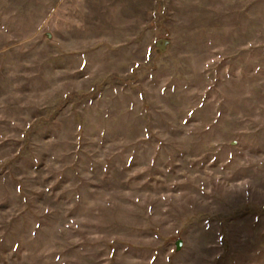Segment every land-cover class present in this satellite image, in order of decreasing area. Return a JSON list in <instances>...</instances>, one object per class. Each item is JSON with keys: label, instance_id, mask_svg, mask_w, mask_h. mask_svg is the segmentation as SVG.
I'll list each match as a JSON object with an SVG mask.
<instances>
[{"label": "rangeland", "instance_id": "obj_1", "mask_svg": "<svg viewBox=\"0 0 264 264\" xmlns=\"http://www.w3.org/2000/svg\"><path fill=\"white\" fill-rule=\"evenodd\" d=\"M0 264H264V0H0Z\"/></svg>", "mask_w": 264, "mask_h": 264}]
</instances>
